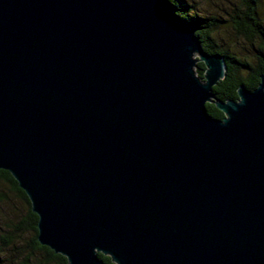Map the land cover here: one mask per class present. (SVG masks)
<instances>
[{"label":"water","instance_id":"1","mask_svg":"<svg viewBox=\"0 0 264 264\" xmlns=\"http://www.w3.org/2000/svg\"><path fill=\"white\" fill-rule=\"evenodd\" d=\"M195 32L163 0H0V170L67 264H264V73L219 101Z\"/></svg>","mask_w":264,"mask_h":264},{"label":"trees","instance_id":"2","mask_svg":"<svg viewBox=\"0 0 264 264\" xmlns=\"http://www.w3.org/2000/svg\"><path fill=\"white\" fill-rule=\"evenodd\" d=\"M173 15L195 28V37L199 40L202 50L208 55H220L225 65V77L212 88V94L219 101L237 100L236 90L244 86L247 90H254L259 77L264 73V0H240V9L230 17L227 23L198 11L197 6L189 0H163ZM225 24L224 26H221ZM222 27L230 29L238 39L244 41L248 47L237 49L229 43H223L218 34ZM220 41V42H219ZM245 52L249 55H245ZM205 67L197 63L195 75L203 79ZM207 114L217 120L223 118L213 104L205 105ZM0 180L6 182L11 190L27 207V216L20 225L32 232L31 251L41 252L44 264H67L60 255H55L48 248L40 246L37 241V216L30 211V204L25 194L18 188L17 183L9 173L0 170ZM102 264H113L109 257L97 255ZM0 264H5L1 258ZM13 264V263H12Z\"/></svg>","mask_w":264,"mask_h":264},{"label":"rangeland","instance_id":"3","mask_svg":"<svg viewBox=\"0 0 264 264\" xmlns=\"http://www.w3.org/2000/svg\"><path fill=\"white\" fill-rule=\"evenodd\" d=\"M189 1L197 6L198 11L221 21V23L229 22L230 17L237 13L241 5L240 0ZM218 37L222 39L223 43H229L237 49L245 47L246 51L248 48L244 41L234 36L232 30L225 27H222ZM245 55L249 54L245 52ZM26 216V205L6 182L0 180V250L1 258L5 264H44L42 253L31 251L32 232L19 226L21 220Z\"/></svg>","mask_w":264,"mask_h":264}]
</instances>
